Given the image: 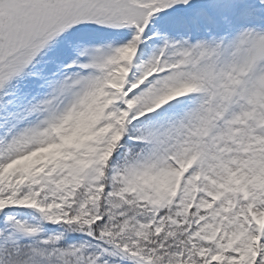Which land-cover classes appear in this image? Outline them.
I'll return each instance as SVG.
<instances>
[{
	"label": "snow or ice",
	"instance_id": "obj_1",
	"mask_svg": "<svg viewBox=\"0 0 264 264\" xmlns=\"http://www.w3.org/2000/svg\"><path fill=\"white\" fill-rule=\"evenodd\" d=\"M0 264H264V0H0Z\"/></svg>",
	"mask_w": 264,
	"mask_h": 264
}]
</instances>
